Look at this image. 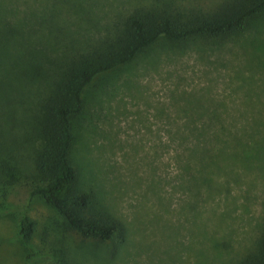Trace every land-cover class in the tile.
Instances as JSON below:
<instances>
[{"label":"rangeland","instance_id":"rangeland-1","mask_svg":"<svg viewBox=\"0 0 264 264\" xmlns=\"http://www.w3.org/2000/svg\"><path fill=\"white\" fill-rule=\"evenodd\" d=\"M165 1L219 0H0L1 139L22 133L73 53L116 33L131 11ZM263 119L264 12L227 39L158 40L97 78L75 120L78 186L122 232L82 238L31 197L22 176L0 189V264H239L264 220V160L220 156L221 169L202 179L192 132L217 133L226 142L208 146L230 153L239 147L229 144L234 135L264 136L256 127ZM25 154L23 166L31 161ZM22 214L36 222L29 244L18 233Z\"/></svg>","mask_w":264,"mask_h":264},{"label":"trees","instance_id":"trees-1","mask_svg":"<svg viewBox=\"0 0 264 264\" xmlns=\"http://www.w3.org/2000/svg\"><path fill=\"white\" fill-rule=\"evenodd\" d=\"M262 12L264 0H219L210 7L193 4L175 7L165 1L163 6L128 13L116 33L77 50L64 62L49 91L23 124L19 136L10 142L0 137V189L21 182L23 176L31 197H41L55 208L68 227L82 238L107 241L122 232L121 221L77 183L78 171L72 159L75 120L86 108L87 88L101 75L132 62L160 39L169 42L227 39L243 31L249 21ZM206 121L213 123L218 118ZM260 125L264 126V119L259 120L256 127ZM192 134L196 144L190 152L199 162L196 173L197 177L202 175V179L221 169L220 156L244 163L264 160V136L254 139L253 133H249L247 139L242 140L240 134L234 135L229 144L239 147L229 153L225 149L213 151L208 146L213 142H226L217 133L193 130ZM25 149L28 150L25 156L31 161L30 165L23 166L18 154ZM35 228L36 222L29 215L19 217L18 233L24 243H31ZM239 264H264V220L254 248Z\"/></svg>","mask_w":264,"mask_h":264}]
</instances>
